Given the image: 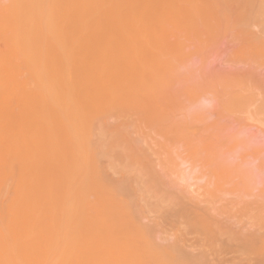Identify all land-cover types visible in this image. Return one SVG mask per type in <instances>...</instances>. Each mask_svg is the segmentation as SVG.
I'll list each match as a JSON object with an SVG mask.
<instances>
[{"label": "bare ground", "instance_id": "obj_1", "mask_svg": "<svg viewBox=\"0 0 264 264\" xmlns=\"http://www.w3.org/2000/svg\"><path fill=\"white\" fill-rule=\"evenodd\" d=\"M11 1H12L11 2L12 3L11 4L12 10L8 9L10 14L8 13L9 15L5 16L4 18L2 17L3 19H5L7 17L4 24H2V22L4 20L0 19V20H2V22L0 24V26H1L0 27V34L1 35L7 34L8 37L6 36L5 38H8V39L11 38L10 41H13L12 42L13 46H10V47H12L11 51L13 50L14 53H16L18 55H20V54L22 56L25 55L26 58H24V60L26 59V61H25L24 65H27L26 68H29L31 72L34 69L32 72L33 76H34L33 77L34 82L37 83L38 88H42V92L40 94H36V92H35L36 96H38L37 101H36L38 103L36 104L37 107L35 110L36 116L34 117L35 118V120H33L34 122L33 123L31 122L33 124L32 128H30V130H28V131L26 130L28 134L25 133V134L29 135V137L31 138L30 141L33 140L31 142L32 145H30L29 139L26 138L29 141V142L27 141L28 143H26V144H29L33 148L30 147L29 145L25 144L26 140H24L23 136H22L21 140H24V142L23 141H22L23 143L20 142L22 145L19 144V146H17V147L15 145H13L12 140L13 141L15 140L14 134L17 135L18 131H20L19 129H21V128H20V126L17 127L16 125L13 124L14 130H12L13 125L11 126L8 124L9 123L8 114L5 116V115H3L5 112L2 114V112L0 110V112H1V114H0V264H39L38 263V257H37L38 254L35 255L37 252L34 253V251H36V248L37 249L41 248V250H42V248L44 249V245H43V247H41L40 245L37 247V245L40 244V242H41L40 238H43V237H41L43 235H41V233H40L43 222L41 223L40 218L34 219L33 224H34V227L36 228V231H35V233H32V234L35 236L33 237L32 234L27 235V233H25L26 232L25 231V228H26V223H25V221H26L25 216L26 215L25 214H26V210H28L27 206H29V205H28V203H27V205H25V200H26L25 195L27 194L28 191L26 190L27 186L25 185L24 181H25V178H27L32 173L34 175H37V179H34V180L36 181V184H37L39 190L47 192L50 190V184L51 183L54 182V184L56 185L55 187L54 186L53 187L56 188L57 194H56V192H53V194H55L56 197H58V198H57V200L54 199L55 200L54 206L53 205H51V206H53L52 208H53L54 212L56 213L57 218L60 221H59L58 233L54 239L55 242L52 243V245L50 246V248L52 249V252H53L52 255L57 256V257H55L56 258L55 261H57L56 263L54 261L55 264H264V200H262L261 203L259 200V203H258V202H256V201H258L257 199L262 197V196L257 198V195H258L257 193H256L257 194L256 195V194H253L252 192L251 193L248 192V191L254 190L253 189L254 187L253 188L251 187L253 184V181H251L252 184L250 183L251 186L247 183L248 186H250V188H252L251 190L247 189L248 190L247 195L245 194L246 190H243L244 186H242V188L241 187L240 188L243 190V192H245V193H243L245 195L237 196L236 193L234 194L232 192V195H233V197H232L229 194V196L232 197L233 199H230L227 202L228 205L227 204L225 205L226 207L229 206L227 209V208H225L224 204H222V201H223L224 194L228 195V193H231V192H229V191H231V189L229 188V190H228V187L226 188V190L221 189V184H220V186H218V184H219L218 178H220L219 180L222 182V184H226V183L232 184V182L226 181L229 176L227 177L225 175L226 174L225 172L226 171L228 172V170L226 169V167L222 168V166H226V165H223L224 164L223 161L221 162V160L220 161L218 160L217 154L214 153L215 151H213V153L208 152L209 154H207V157L209 159L207 161H209L210 163L205 161L207 159L206 158L205 160L203 159L205 161V163H204V161L202 162V160H201V164L196 165V164L192 163V165H190L188 167L184 166L185 164L188 163V161H186L185 158L182 159L183 158L182 156H181L182 158H180L179 157L180 153L179 154L176 153L177 158H180V161H178V162L175 161V162H173L174 164H172V163L168 164V165H172V166L174 165L173 168L168 170V172H161L162 171L161 166H162L163 160L159 156H161L165 152V150L163 148H159L158 152H157V150L151 151L150 147H146L141 143L137 144L138 146L140 145L139 147H137V146L133 147L134 144L136 145V142L134 143L133 139L131 140V137L133 135L132 136L130 135L129 136L130 138L128 137L129 139L126 137L132 132V131H130L132 129H129V127L128 128L126 127L127 130L124 129L125 126H123L124 127L123 128L122 127L123 124H120L119 126L116 125L114 127L112 126L113 123L111 126H110V123H108L106 125L107 120H109V118L108 119L104 118L106 115L103 116V114H104L103 112H105V114H106V112L108 110L106 109V111H105L104 110L105 107L103 108V105L108 100H110L112 97H114L116 99L115 100L116 103L113 104V106H112V107H115V109L109 110L111 112L114 111L116 113L117 110H119V111L122 110V109H118V108L116 109V107H121V105H119V104H121V101L123 102L124 100H126V102H127V98L129 96H131L130 94L125 96L126 93H131L130 92L131 89H133V90L136 89L138 91L140 90L139 92H142L141 90H143L142 89L143 87L139 88V86H141L140 83L143 81L144 73L140 74V72L143 69L140 71L142 64L138 60V58L141 57L142 54L141 55L139 54L140 56L137 55L138 50H136V49H137L138 45H137V47H135L136 49L131 48V46H130V45H133V43L139 41L140 38H142L143 36L141 33L140 34L137 33V32H139V30H137L138 27L135 26L137 24V21H134L135 17L133 16L134 14H132V13L135 12L136 9L139 10L138 9L139 7L149 6L153 2V0H116V1L115 0H11ZM157 1H159V0H156V2ZM192 1H194V2H192ZM202 1L203 0H201V2ZM241 1H244V2H241ZM217 2H218V0H217ZM235 2H237V3H235ZM105 3L108 4L109 6L106 7L105 9H103V11L102 10L97 11L98 7L102 6ZM131 3H134L133 6L131 5ZM189 3H190V7L193 4L192 5L193 8H195V6L197 7L198 3H199V5L201 4L200 0H189ZM244 3H247V4L243 5ZM129 4H130V6H128ZM153 4L154 3H152V5ZM204 4L207 5V1L206 2L203 1L202 5H204ZM229 4H231V6L236 5L233 9L239 10L238 12L240 15L238 14V18L240 19V21L242 20L243 16L248 15L247 18L244 17L243 20L249 19V21H251V22L253 21L254 24L255 23H257V24L261 23L260 24L261 27L258 24L257 28L259 26L260 29L261 28L264 29V25H263L264 24V0H223V4L221 3V6H225V8H228ZM169 6H171V5H169ZM169 6H168V8H169ZM190 7H188V8L192 9V7L191 8ZM204 7H205V5L202 6V8H204ZM209 8H210V6H209ZM209 8L205 7L204 10L201 9L199 11L197 10V12L196 11L192 12L193 14L191 13L192 15H194V16L196 15L197 17H193L192 15H190L191 16L190 17L188 15L189 20L191 18V21H189V22L186 21L185 23H187V25H185L183 23V21L177 23V21H178L177 20L175 22L176 19L174 20V23L176 24V27H177V25H180L182 23L184 30L186 28H188V26H189V29L192 26L194 27V25L198 26L197 25V23H199L198 21L206 23L207 22V20H206L207 15H210L208 13L211 12V10ZM173 9L175 11L177 9L180 11H183V10H181V8H177V6H176V9L174 6H172V8H169V11H173ZM119 10H121V13L119 12ZM155 10H156V8H155ZM184 10L186 11L187 8ZM207 10H209V12ZM61 11H63L62 14H61ZM147 11L145 14L142 15L143 18L140 17L141 21H139V24H141V22L144 23L145 21L152 18L153 11L150 12V9H149V12H147ZM206 11H207V13H206ZM137 12L138 11H136L135 13H137ZM235 12H237V11H235ZM102 13L107 14V15H112L113 18L111 20H109L108 22L105 21V24H103V23L99 24L100 22L98 21V19L100 16H102L101 15ZM169 13H172V12H169ZM179 13L181 14L182 12H179ZM185 13H187V11ZM212 13H213V11L211 12V14ZM175 15H177V14H175ZM132 16L134 18H132ZM135 16H137V15L135 14ZM183 16L184 17H182V18L184 20L185 14ZM224 16H226V15H224ZM239 16H241L242 18H240ZM60 17H62L63 26L68 27V30L64 31V33H61L63 26L60 23L61 21L59 22ZM192 17H193V20H192ZM129 18L134 19L133 24H131L132 21L130 22ZM165 18H166V16H165ZM195 18H198V19H195ZM102 19H103V17H102ZM109 19H110V17H109ZM177 19H178V17H177ZM187 20H188V18H187ZM221 20H224V19H221ZM227 20L228 19H226L225 21L227 22ZM245 20L242 22L243 25H244ZM165 21H166V19H165ZM169 21L170 22H168V20H167V24L171 23V20H169ZM129 22H130V24H128ZM163 23H164V21H163ZM247 23H249V22L246 21L245 24L247 25ZM250 23L248 24V28L251 26V28L253 30V25H252L253 23H251V24ZM171 25H174V24L171 23ZM225 25H221V26L224 27ZM148 26H147V28H148ZM135 27H137V28L135 29ZM173 27L176 28L175 26H173ZM178 27L180 29H182L181 26H178ZM178 27L176 28V30L179 29ZM170 28H172V27H170ZM213 29H214V27H213ZM227 29L229 30V27ZM242 29H245V26ZM260 29H258V31ZM262 29H261L259 35H257V36L258 37L260 36L263 38L264 36L262 35V33L264 32V30H262ZM136 30H137V32H136V34H134V31H136ZM184 30H183V32H184ZM238 30H240V29H237V31ZM248 30L250 31V28ZM87 32L90 33L92 36L90 34H88ZM243 32H245V31H243ZM86 33L88 34V37L85 38L83 44L73 46V45H75L74 41L78 39V36L81 34L87 35ZM130 33L131 34L133 33L134 35L133 34L131 35ZM239 33H241V32H239ZM156 34L159 35V33H156ZM197 34H198V32H197ZM235 34H236V32H235ZM158 35H157V37H158ZM62 36H63V39H61ZM59 37H61L60 41L62 40V42H60L58 45L55 46L53 41H54V39H57ZM238 37H239V35L237 36V39H238ZM250 37H251V35H250ZM260 37H259V39H260ZM144 38H146V37L144 36ZM239 38L241 39V37H239ZM2 39H3V37H2ZM187 39L188 38H186V40ZM195 39H194V42H196ZM242 40H244V38H242ZM242 40L238 41V42H243ZM142 41H143V39H142ZM216 41H214V42H216ZM81 42H82V40H81ZM167 42H169V41H167ZM176 42H174V43H176ZM138 43L140 46V42H138ZM170 44H171V40H170ZM198 44H200V43L198 42ZM9 45H10V43H9ZM200 45L198 47H200ZM250 45H251V43H250ZM135 46H136V44H135ZM155 46H157V45H155ZM201 46H203V45H201ZM221 46H223V45L221 44ZM67 47L73 48L72 49L73 51L64 55L63 57L61 56L62 59L60 56L57 59L56 52L60 49L64 50ZM240 47L242 48L243 46L240 45L239 49H240ZM175 48H177V47H175ZM149 49L151 50V48H149ZM167 49H169V46H168V48H166V50ZM118 50H119V52H118L119 55H118V53L112 54V53H114V51L116 53V51H118ZM134 50H136V51H134ZM142 50L147 51L144 48ZM162 50H163V48H162ZM177 51H179V50L177 49ZM185 51H187V49ZM255 51L257 52V50H255ZM229 52H228V54H229ZM7 53L8 52L3 54L0 52V68L3 67L2 69H0V95L1 96H2L1 93H3L6 90L4 84L2 85V82L5 78V77L3 78V76L5 73L8 72V68H10V64L11 63L15 64V63H13L15 58L11 55H10L11 57L8 55L6 56ZM16 54L14 56H16ZM154 54H156V52H154ZM144 55H145V53H144ZM213 55H214V53H213ZM243 55H245V54H243ZM209 56H211V55H209ZM12 57H13V61L11 63H9L10 60H12ZM19 57L21 58V56H19ZM153 57H155V56L153 55ZM174 57H176V55ZM248 57H250V56H248ZM8 58L9 59L11 58L10 60H8L9 62L6 60ZM228 58L229 57L227 56V59ZM17 59H18V57H17ZM135 59H136V64H140L141 67H140V65L138 67L137 65L134 64ZM4 60L7 63V65H5L6 63L4 64ZM224 60L226 63V58ZM143 61L144 60H142V63H145ZM70 62H71V64H70ZM199 63H200V60H199ZM2 64H4V65H2ZM263 65L264 64H262V66ZM11 66H13V65H11ZM20 66H21V64H20ZM155 66H157V65H155ZM180 66H181V64H180ZM157 67H159V65ZM226 67H229V66H226ZM5 69H7V70H5ZM177 69H178V71L180 70L179 68H177ZM182 69L183 68H181V70ZM210 69H212V68H210ZM228 69H230V68H228ZM231 69L233 70V68H231ZM259 69H260V67H259ZM212 70H214V69H212ZM26 71H27V69H26ZM184 71L186 74L187 73L186 70H184ZM235 71H238V70H235ZM34 72H35V74H34ZM225 72H227V71H225ZM253 72H255V71H252V73ZM181 73H182V71H181ZM188 73H190V72L188 71ZM200 73L201 72H199L198 75H200ZM28 74H30V73H28ZM145 74H146V72H145ZM220 74H222V72ZM226 74H224V75H226ZM203 75L205 76L206 74H204V72H203ZM240 75L242 76V74H240ZM130 76H132V77L130 78ZM24 77H26V76H24ZM140 77H141V79H140ZM180 77L181 76H179V78ZM187 78H189V77H187ZM236 78H237V76L235 77V79ZM146 79H147V76H146L145 80ZM182 79H183V81L186 80V79L184 80V78H182ZM222 79H223V77H222ZM261 79L263 80V78H261ZM8 80H9V78H8ZM167 80L168 79H166V81ZM209 80H210V78H209ZM173 81H175V80H173ZM197 81H200L203 85L207 84L204 82L205 79H204V81L197 79ZM219 81H220V79H219ZM231 82H232V80H231ZM238 82L239 81H237V83ZM167 83H169V82H167ZM171 83H172V81H171ZM185 83L186 82H183V85ZM214 84H216V83H214ZM214 84H212V85H214ZM226 84H225V86H226ZM233 84H231V85H233ZM197 85H198V83H197ZM144 86H145V84H144ZM174 86L175 85L173 83V86L171 88H173ZM228 86L230 87V85H228ZM241 86H242V84H241ZM258 86H260V85H258ZM159 87H161V86H159ZM180 87H182V86H180ZM244 87H245V85H244ZM38 88L36 90H38ZM171 88H169V91ZM231 88H232V86H231ZM25 89H26V87H25ZM172 90L174 91V89H172ZM173 91H171V92H173ZM205 91H207V94H208L210 89L209 90L206 89ZM236 91H238V90L231 92L232 96H233L234 92L236 95ZM259 91H261V90H259ZM10 93H11V91H10ZM13 93H15V92H13ZM26 93H25L26 96H24V98L25 97L27 98L28 96H29L28 98L33 97V96L30 97V93H29V95ZM142 93H144V92H142ZM199 93H200V90H199ZM219 93H220V91H219ZM15 94H17V93H15ZM173 94H175V93H173ZM257 94H259V92ZM178 95H179V93H178ZM199 95H201V94H199ZM210 95H211L212 99L215 97V96L213 97L212 94H210ZM1 96H0V98H1ZM221 96H223V95H221ZM124 97H126V98L124 99ZM180 97H181V95H180ZM230 97H231V95H230ZM241 97H242V95H241ZM254 97H255V94H254ZM182 98H184V97H182ZM216 98H218V97H216ZM173 99H174V97H173ZM177 99H179L178 96H177ZM196 99H198L197 96H196ZM226 99L227 98L225 97L224 102H226ZM48 100H55V102H56L55 106H51V105L47 104V103H49ZM147 100L148 99L146 97L145 101H147ZM187 100H189V99H187ZM201 100H203V98ZM46 101H48V102H46ZM141 101H144V100H141ZM145 101L143 103H145ZM195 101L198 102L197 100H195ZM30 102L32 103V101H30ZM174 102H175V100H174ZM148 103L145 104V107L148 105ZM232 103L235 104V105L233 104V106H236L238 108V106L236 105L237 102L235 103V101H233ZM254 104L255 103H253L252 105H254ZM31 106H32L31 104H27V105L23 106V108H21V110L22 109L29 110L31 108H34V105L32 107ZM160 106H162V105H160ZM257 106L260 107L259 102H258ZM257 106H255V107H257ZM183 107L184 106H182V108ZM186 107L187 106L185 105V108ZM221 107L219 109H221ZM189 108H190V106H189ZM198 108H199V106H198ZM203 108L206 109L205 106ZM179 109H180V107H179ZM194 109H195V107H194ZM246 109H247V107H246ZM255 109H257V111L260 113L262 112V110H260L258 108H255ZM6 110H9V109H5V111ZM125 110L130 111V109H125ZM132 110H135V109H132ZM132 110H131V112H132ZM146 110H147V108H146ZM150 110H151V108H150ZM195 110H197V109H195ZM119 111H117V114L119 113ZM129 111H127V112H129ZM153 111H154V109H153ZM170 111H171V109H170ZM192 111H194V110H192ZM213 111H214V113H213V115H214L215 112L219 111V110H217L215 108V110H213ZM263 111H264V109H263ZM185 112H187V111H185ZM244 112H246V111L244 110ZM21 113H23V112H21ZM27 114H29V113H27ZM187 114H188V112H187ZM194 114H195V112H194ZM243 114L245 116V119H246V115H248V116L250 115L247 113H243ZM107 115H108V113H107ZM130 116H131V114H130ZM137 116H138V114H137ZM220 116H221V114H220ZM235 116H237V115H235ZM257 116L258 115H256V117ZM208 117H210V116H208ZM239 117H241V114L239 115ZM24 118H25V116H24ZM250 118H251V120H253L254 117L252 116ZM3 119H5V124L8 122L6 125L2 124ZM104 119H107V120H104ZM137 119L139 120V117ZM238 119L240 120V118H238ZM255 119L256 118H254V120ZM257 119H258V117H257ZM257 119H256V122L258 121ZM262 119H264V118H262ZM165 120L168 121V119H165ZM209 120H212V116H211V119H209ZM215 120H218V118ZM247 120H250V119H247ZM241 121H243V119ZM16 122H18V120ZM251 122L253 123L255 121H251ZM10 123H11V121H10ZM19 123L23 124V121H20ZM215 123H214V125H215ZM227 123H229V121ZM193 124L195 125L196 121ZM203 124H204V122H203ZM240 124H241V122H240ZM259 124H260V122H259ZM130 125L132 127V124H130ZM130 125H128V126H130ZM133 125L135 127V124H133ZM217 125H219V124H217ZM217 125H215V126H217ZM228 125H230V124H228ZM52 126H53V128H52ZM143 126L145 127V125H143ZM204 126H205V124H204ZM245 126H246V124H245ZM11 127H12V129H11ZM115 127L116 128L119 127V129H120V127H122L123 130L122 129L121 130L124 131L126 133V135L121 130L116 129ZM164 127H166V126L164 125ZM110 128H112V129L110 130ZM172 128H173V126H172ZM50 129L54 130L52 132L50 131L52 134L49 133ZM161 129H162V127H161ZM196 129H198V128H196ZM218 129L219 128H217V130ZM224 129H223V131H224ZM227 129L229 132L230 129L229 128H227ZM232 129H231V131L233 132ZM261 129H262V127H261ZM21 130H23V129H21ZM128 130L130 133L128 132ZM150 131H152V130H150ZM201 131H203V130H201ZM159 132L160 131L158 130V133ZM206 132L207 131L205 130V133ZM215 132H216V127H215ZM146 133H148V132H146ZM260 133H262V132H260ZM18 134L21 137L22 132L20 131ZM139 134H140V132H139ZM185 134H186V132H185ZM195 134H196V132H195ZM230 134L231 133H228V135L227 134H225V135H227L229 137ZM23 135H24V133H23ZM145 135H143V136H145ZM159 135H161V134H159ZM189 135H191V134H189ZM245 135H242V136L244 137ZM257 135H259V134H257ZM12 136H13V139H12ZM232 136H234L233 133H232ZM24 137H28V136L24 135ZM146 137H147V135H146ZM178 137H179V135H178ZM195 137H197V136H195ZM231 137H230V139H231ZM253 137H255V136H253ZM140 138L142 139V137H140ZM198 138H200V137L198 136ZM202 138L203 137H201V139ZM240 138H242V137H240ZM255 138L258 140V137H255ZM260 138H262V137H260ZM16 139H17V137H16ZM144 139H146V138H144ZM171 139H172V137H171ZM204 139L205 138H203V140ZM230 139H229V141H230ZM256 139H254V141ZM233 140H235V137H233ZM129 141H130V143H129ZM166 141H167V139H166ZM131 142H133L132 148H131ZM160 142H162V141H160ZM205 142H203V143H205ZM214 142H216V141H214ZM231 142H232V140L229 143H231ZM151 143H153V142H151ZM154 143H156V141ZM235 143H236V141H235ZM241 143H242V141H241ZM23 144H25L26 146H29L30 149L32 148V149L36 150V151L34 150V152H33L34 153V156L32 155L33 157H30L31 155H27L29 157H26V155L24 154L25 151L22 149L24 147ZM200 144H202L201 140H200ZM11 145H13L12 146L13 148L11 147ZM159 145H161V144H159ZM206 145L207 144H205L203 146L205 152L209 148ZM227 145H225V146H227ZM233 145H235V147H237L236 144H232V146ZM165 146H166V144H165ZM176 147H174V148H176ZM221 147L218 151L221 150ZM11 148H12V150H11ZM197 148L198 147H196V150H197ZM232 148H234V147H232ZM238 148H240V147H238ZM30 149H28V150H30ZM244 149L246 150L245 147H244ZM260 149H262V148H260ZM21 150H23V151H21ZM147 150H149V152L151 151V153H152L151 155H154L152 157L155 158V155H156L157 159L155 158L154 160H152V159L148 158L150 160V161H148L147 157H149V156L146 154V153H148ZM198 150H199V148H198ZM212 150H214V149L212 148ZM224 150L227 152V151H229V148L227 149V147H225ZM58 151L62 152L60 154H63L64 152L67 153L68 154V155H66L67 158L66 159L64 158L65 160L64 159L58 160L60 158V157H58V159L57 158H56V160L54 159L55 163L53 165L54 161L50 160V159H52L50 154L52 153V156H53V152H55L56 156H57V154H59ZM208 151H209V149H208ZM218 151H216V152H218ZM258 151L262 153V151H260V150H258ZM10 152H13L12 158L10 157ZM210 152H211V150H210ZM15 154L16 155L20 154V155L15 156ZM21 154H24V156H22ZM188 154H190V152ZM210 154H211V156H210ZM229 154H231V153H229ZM256 154H259V153L257 152ZM11 155H12V153H11ZM186 155L187 154H185V156ZM233 155H235V153ZM58 156H60V155H58ZM201 156H203V155H201ZM235 157H236V155H235ZM70 158H71V160H70ZM198 158H200V156ZM223 158H224V155H223ZM232 159H230V160H232ZM252 159H254V158H252ZM63 160H64V162H63ZM165 160H166V158H165ZM230 160H228V161H230ZM69 162L72 163L71 165H73V167L71 168V170L69 172L64 173L65 175H64V177H62V178H65L67 182L66 183L62 182L60 180L61 177L54 178V175L51 172V167L54 166L52 168L53 169L52 171L54 172V171H56V167L58 168L61 164L65 165ZM220 162H221V165H220ZM245 162H246V160H245ZM212 163H214V164H212ZM258 163H260V162H258ZM258 163H256V164H258ZM55 164H57V165H55ZM208 164L216 165L219 170L222 169L221 171L224 170L223 172L225 173L224 174L223 172H218V169H217L216 173L213 172L212 174H210L211 177L216 178V183L218 182L217 184L215 183L218 186V188L214 187L215 189L213 191H210L211 189H208L211 186H213V185H211L212 183H210V182H212L211 181L212 179H210L211 177H209V175H207L208 173H206L204 171L202 173H200L199 176H197L196 182L190 183L188 181V180L192 179V178L191 179L189 178V177H191L189 175L190 171L196 169L197 166L204 167L205 165H208ZM233 164H234V162H233ZM182 165L185 168L183 167L184 169L181 168L182 170L180 169L178 171V167H181ZM242 165H244V164H242ZM216 166L214 168H216ZM230 166H231V163H230ZM262 166H264V165H262ZM165 167H163V168H165ZM158 168L160 169V172L158 171ZM210 168H212V167H210ZM239 170H241V169H239ZM252 170H253V168H252ZM255 171H256V169H255ZM255 171H254V173H255ZM209 173H210V171H209ZM219 173H221V174H219ZM244 173H245V171H244ZM251 173H252V171H251ZM186 174L188 176H187V178L185 176V179H187V181L189 183L186 181L187 184L186 183L185 184L187 186L186 187L184 186L183 188H181L180 186H178V182H176V181H181V183H182V179L185 181L184 175H186ZM222 174H224V177H226L227 179L224 178L222 176ZM263 175L264 174H261V176H263ZM172 176H176L177 180L175 181L173 178H171ZM205 178H206V180H205ZM221 178L225 181H222ZM242 178H244V177H242ZM250 178L252 179V177H250ZM184 181H183V183H184ZM199 181H204L206 183L204 186H202V185H199V183H198ZM255 181H256V179H255ZM36 184H34V186ZM201 184H202V182H201ZM213 184H214V182H213ZM247 184L245 185L246 186L245 189L248 187ZM31 186H32V184H31ZM37 186H35V190H37L36 189ZM257 188H259V187H257ZM260 188H262V186H260ZM28 190H31V189L29 188ZM233 191H235V190H233ZM262 192H264V188L261 191V193ZM37 194H38V192H37ZM42 196L43 197H41V195H37V197H36V195H35L36 198L33 197L34 198L33 201H35V203L39 202L40 204H42L43 202H45L43 200L47 199V198L46 199H44V198L48 197V196H44V195H42ZM92 198L94 199V201L96 202L97 205L94 204V201ZM254 199H256L255 202L257 204L254 202ZM31 201H32V199H31ZM91 202H93V203H91ZM90 203H91V205H90ZM246 203H247V205H246ZM252 203L255 206H253ZM46 204H48V203H46ZM43 205L45 206L44 203H43ZM49 205H46L45 207H38L37 206L38 209H36V208L35 209L41 211V212H39V215H41L42 212L50 209ZM248 205L249 206L252 205V206L249 207ZM242 207H244V208L246 207L245 209H247L249 211V212H247L248 213L247 219L251 218L250 220H248L245 223H243V220L242 221L239 220L240 216L238 217L236 215L237 213H239V211L241 209L244 210V208H242ZM236 210H237V212L235 214ZM246 211L244 210V212H246ZM241 212H242V210H241ZM43 216H45V215L43 214ZM43 219H45V218L43 217ZM48 219H50V218H47V221H48ZM247 219L245 216V220H247ZM240 222H242L243 224ZM44 224H45V222H44ZM48 224L49 223H47L46 225L48 226ZM28 225H30V223ZM28 225H27L28 229L31 228ZM51 233H53V231ZM85 242H87V245H85ZM41 244H42V242H41ZM44 244H45V242H44ZM54 246H55V248L59 247L57 249L59 251H57V252L54 251V249H53ZM38 250H40V249H38ZM46 250L48 251V246L46 247ZM46 253H48V252H46ZM40 254H41V252H40ZM42 254H43V252H42ZM96 256H97V258H96ZM57 258H58V260H57Z\"/></svg>", "mask_w": 264, "mask_h": 264}, {"label": "rangeland", "instance_id": "obj_2", "mask_svg": "<svg viewBox=\"0 0 264 264\" xmlns=\"http://www.w3.org/2000/svg\"><path fill=\"white\" fill-rule=\"evenodd\" d=\"M116 1V0H115ZM203 1H207V5L206 4H204L205 5V7L206 8H209V6H210V10H211V12L213 11V13L211 14V12L210 13H208V14H210V15H207V18H206V20H207V22L206 23H204V22H200V21H198L199 23H197V25L198 26H196V25H194V27L192 26L190 29H189V26H188V28H186L185 30L183 29V26H182V23L180 24V25H177V27L178 26H181L182 27V29H180L179 27V29L178 30H176V24L174 23V20H175V22L177 21V23L178 22H182L183 21V23L185 24V25H187V23H185L186 21L187 22H189V21H191V18H190V20H189V17H188V15L190 16V15H192L193 13L192 12H194V11H196L197 12V10L199 11V10H201V9H203L204 10V8H202V6H204V5H202V3H203ZM202 2H201V0H200V5H199V3H198V6L196 7L195 6V8H193L192 7V5H191V7H192V9H189L188 7H190V3H189V0H159V1H157L156 2V0L154 1L153 0V2L152 3H154L153 5H152V3L149 5V6H144V7H139L138 9L139 10H135V12L136 11H138L137 13H135V12H133L132 14H134L133 16L135 17H133L132 16V18H134V19H131V18H129V21L131 22V24H133L134 23V21H137V24L135 25V26H137V27H135V29L137 28V30H139V32H137V30L136 31H134V34H136V32L138 33V34H142V38H140V40L139 41H137V42H135V43H133V45H130L131 46V48H135V47H137V45H138V47H137V49L136 50H138V53H137V55H141V57H137L138 58V60L141 62V64H142V67H141V65L140 64H136V59L134 60L135 62H134V64L135 65H137L138 67H139V65H140V74H143L144 73V78H143V81L140 83L141 84V86H139V88L140 87H143L142 89L143 90H141L142 92H144V93H142V92H139L138 90H136V89H131V93H126L125 94V96H127V95H131V96H129L128 98H127V102H126V100H124L123 102L121 101V104H119V105H121V107H116V109L118 108V109H122V110H117V111H119V113L117 114V111H116V113L114 112V111H109V110H111V109H115V107H112L113 106V104H115L116 102H115V98L114 97H112L110 100H108L104 105H103V108H104V110L106 111V109L108 110L107 112H106V114H105V112H103L104 114H103V116H105L104 118H109V120H107V119H104V120H107V123H106V125L108 124V123H110V126L112 125V123H113V127L114 126H119L120 124H123L122 125V127L123 126H125V128L124 129H126V127L128 128L129 127V129H132V130H130V131H132L131 133L129 132V130H128V132L130 133H128L129 135L128 136H126L127 138L131 135H133L132 137H131V140L133 139V142L135 143L136 142V145L134 144H132L133 142H131V148H132V145H133V147L134 146H137V147H139L137 144H139V143H141V144H143L144 146H146V147H150L151 148V151L152 150H157V152H158V149L159 148H163L164 150H165V152L161 155V156H159L160 158H162V160L164 161H162V166L163 167H165V168H163L162 166H161V168H162V171L161 172H168V170L169 169H171V168H173V166L172 165H168V164H174L173 162H178V161H180V158H182V159H184L185 158V160L186 161H188V163L187 164H185L184 166L185 167H188V166H190V165H192V163H194V164H196V165H199V164H201V160H202V162L205 160V161H207V160H209L208 159V157H207V154H209V153H213V151H215L214 153L215 154H217V158H218V160L220 161L221 160V162L223 161L224 162V164L223 165H226V166H222V168L223 167H226V169L228 170V172L226 171L225 173L223 172V171H221V170H219L218 168H217V166L216 165H212V164H214V163H212V164H208V165H205L204 167H199V166H197V168L196 169H194V170H192V171H190V173H189V175L191 176V177H189L191 180H188L190 183L192 182H196V178H197V176H199L200 175V173H202L203 171L204 172H206V173H208L207 175H209V177H211V175L210 174H212L213 172L214 173H216V170L218 169V172H223L227 177H228V179L226 178V177H224V174H222V176L224 177V178H226L227 180L226 181H228V182H232V184L231 183H226V184H222V182L219 180L220 178H218V182H219V184H218V186H220V184H221V189H224V190H226V188L228 187V190H229V188L231 189V191H229V192H231V193H228V195L227 194H224V197H223V201H222V204H224V206L227 204V202L230 200V199H233L232 197H233V195H232V192L235 194L236 193V195L237 196H243V195H247L248 194V192L249 193H253V194H256L257 195V198L258 197H260V196H262V197H260V198H256L258 201H256V202H258L259 203V200H260V203H261V201L262 200H264V192H262L261 193V191L263 190V188H264V175L263 176H261V174H264V166H262V165H264V119H262V118H264V111H263V107H264V65L262 66V64H264V37L262 38V37H260V39H259V37L257 36V35H259V33H260V31H261V29L259 28V26H260V24L261 23H258L259 24V26H258V28H257V23H253V21L251 22V21H249V19L247 20H245V22L247 21V22H251V23H253L252 25H253V30H252V28H251V26L249 27L250 28V31L248 30L249 28H248V24L249 23H247V25L245 24V22H244V25L242 24V22L244 21L243 20V18L244 17H246L247 18V16H243V18L241 17V16H239L240 18H242V20L240 21V19L238 18V14H239V10H234L233 8L236 6H231V4H229L228 5V8H225V6H221V3L223 4V0H218V2H217V0H203ZM209 1V2H208ZM12 1L11 0H0V19H2V20H4L3 22H2V20H0V24H1V22H2V24H4V22L6 21V18L5 19H3L5 16H7V15H9L10 13H9V10L11 9L12 10V7H11V3ZM159 2V3H158ZM166 2V3H165ZM191 2V1H190ZM192 2H194V1H192ZM241 2H244V1H241ZM158 3V4H157ZM180 3V4H179ZM186 3V4H185ZM235 3H237V2H235ZM133 4L134 3H131V5L133 6ZM174 4V5H173ZM185 4V5H184ZM209 4V5H208ZM218 4V5H217ZM245 4H247V3H244L243 5H245ZM160 5V6H159ZM163 5V6H162ZM169 5H171V6H169ZM180 5V6H179ZM215 5V6H214ZM220 5V6H219ZM109 5L108 4H103L102 6H99L98 7V9H97V11H103V9H105L106 7H108ZM128 6H130V4L128 5ZM168 6H169V8H172V6H174L175 7V9H176V6H177V8H181V10H183V11H180V10H174L173 9V11H169V8H168ZM186 6V7H185ZM218 6V7H217ZM2 7V8H1ZM6 7V8H5ZM190 7V8H191ZM100 8V9H99ZM148 8V9H147ZM155 8H156V10H155ZM163 8V9H162ZM168 8V9H167ZM186 9L187 8V13H185L186 11L184 10V9ZM231 8V9H230ZM6 9V10H5ZM9 9V10H8ZM149 9H150V12H152L153 11V15H152V18H150L149 20H147V21H145L144 23H142L141 22V24H139V21H141V18L140 17H142V15L143 14H145L146 13V11L147 12H149ZM153 9V10H152ZM215 9V10H214ZM8 10V11H7ZM191 10V11H190ZM159 11V12H158ZM174 12L173 14L172 13H169V12ZM185 11V12H184ZM208 12H209V10H207ZM207 11H206V13H207ZM235 11H237V12H235ZM119 12L121 13V10H119ZM178 12V13H177ZM179 12H182L181 14L179 13ZM221 14H220V13ZM229 12V13H228ZM9 13V14H8ZM63 13V11H61V14ZM142 13V14H141ZM192 13V14H191ZM241 13V12H240ZM60 14V15H61ZM135 14L137 15V16H135ZM150 14V13H149ZM171 14V15H170ZM175 14H177V15H175ZM185 14V18H184V20H183V18L182 17H184L183 15ZM187 14V15H186ZM102 16H100L99 17V19H98V21L100 22L99 24H105V21L106 22H108L109 20H111L112 18H113V16L112 15H107V14H101ZM169 15V16H168ZM180 15V16H179ZM220 15V16H219ZM224 15H226V16H224ZM240 15V14H239ZM139 16V17H138ZM165 16H166V18H165ZM193 17H197L196 15L194 16V15H192ZM3 17V18H2ZM102 17H103V19H102ZM109 17H110V19H109ZM137 17V18H136ZM166 19V21H165V19ZM169 17V18H168ZM177 17H178V19H177ZM188 18V20H187V18ZM191 17V16H190ZM193 17H192V20H193ZM217 17V18H216ZM223 17V18H222ZM226 17V18H225ZM230 19H229V18ZM140 18V19H139ZM143 18V17H142ZM158 18V19H157ZM163 18V19H162ZM168 18V19H167ZM171 18V19H170ZM216 18V19H215ZM233 18V19H232ZM249 18V17H248ZM106 19V20H105ZM131 19V20H130ZM195 19H198V18H195ZM219 19V20H218ZM221 19H224V20H221ZM226 19H228L227 20V22L225 21ZM239 19V20H238ZM134 20V21H133ZM167 20H168V22H170L169 20H171V23H173L174 25H171V23L170 24H167ZM181 20V21H180ZM211 20V21H210ZM61 21V22H60ZM103 21V22H102ZM163 21H164V23H163ZM195 21V20H194ZM224 21V22H223ZM59 22L62 24V26H63V21H62V17H60V19H59ZM130 22L128 23V24H130ZM148 22V23H147ZM152 22V23H151ZM161 22V23H160ZM216 22V23H215ZM223 22V23H222ZM230 24H229V23ZM156 23V24H155ZM193 23V22H192ZM213 23V24H212ZM250 23V24H251ZM145 24V25H144ZM150 24V25H149ZM159 24V25H158ZM183 24V25H184ZM203 24V25H202ZM210 24V25H209ZM226 24V25H225ZM234 24V25H233ZM238 24V25H237ZM241 24V25H240ZM140 25V26H139ZM149 25V26H148ZM158 25V26H157ZM171 25V26H170ZM212 25V26H211ZM215 25V26H214ZM221 25H225L224 27L223 26H221ZM230 25V26H229ZM264 25V24H263ZM147 26H148V28H147ZM154 26V27H153ZM173 26H175L176 28H174ZM196 26V27H195ZM217 26V27H216ZM236 26V27H235ZM245 26V29H242L243 27ZM1 27V26H0ZM144 27V28H143ZM165 27V28H164ZM170 27H172V28H170ZM210 29H209V28ZM213 27H214V29H213ZM229 27V30L227 29ZM242 27V28H241ZM261 27V26H260ZM64 28V29H63ZM170 28V29H169ZM225 28V29H224ZM147 29V30H146ZM151 29V30H150ZM216 29V30H215ZM221 29V30H220ZM237 29H240V30H238L237 31ZM242 29V30H241ZM258 29H260L259 31H258ZM66 30H68V27H65V26H63L62 27V30H61V33H64V31H66ZM141 30V31H140ZM144 30V31H143ZM153 30V31H152ZM183 30H184V32H183ZM197 30V31H196ZM206 30V31H205ZM223 30V31H222ZM234 30V31H233ZM262 30H264V29H262ZM182 31V32H181ZM211 31V32H210ZM229 31V32H228ZM243 31H245V32H243ZM86 32V31H85ZM144 34H143V33ZM159 33V35L158 34H156V33ZM174 34H173V33ZM177 32V33H176ZM188 32V33H187ZM193 32V33H192ZM197 32H198V34H197ZM213 32V33H212ZM235 32H236V34H235ZM239 32H241V33H239ZM247 32V33H246ZM256 32V33H255ZM88 33V32H87ZM86 33V34H87ZM152 33V34H151ZM161 33V34H160ZM166 33V34H165ZM185 33V34H184ZM197 35H196V34ZM246 33V34H245ZM255 33V34H254ZM88 34H90V33H88ZM88 34L87 35H85V34H81V35H79L78 36V39L77 40H75L74 41V44L75 45H73V46H76V45H80V44H83V42H84V40H85V38L86 37H88ZM131 34V33H130ZM133 34V33H132ZM131 34V35H132ZM133 34V35H134ZM137 34V35H138ZM233 34V35H232ZM239 35V37H241V39L238 37V39H237V36ZM91 35V34H90ZM150 35V36H149ZM155 35V36H154ZM157 35H158V37H157ZM177 35V36H176ZM179 35V36H178ZM200 35V36H199ZM207 35V36H206ZM220 37H219V36ZM225 35V36H224ZM250 35H251V37H250ZM256 35V36H255ZM262 35L264 36V32L262 33ZM7 36V34H3V35H1L0 34V52L1 53H3V54H5L6 52H8L7 54H6V56L8 55V56H13L15 59H14V62L13 63H15V64H12L11 62L13 61V57H12V60H10L9 58L8 59H6L7 61L8 60H10V62L9 63H11L10 64V68H8V72L7 73H5L4 74V76H3V78L5 77H7L6 79L4 78V80H3V82H2V85L4 84V86H5V91L3 92V93H1L2 94V96H1V98H0V110H1V112H2V114L3 115H7L8 114V121H9V125H16L17 127H19L20 126V128L21 129H23V130H21V129H19L21 132H22V135H21V137H20V135L18 134L20 131H18V133H17V135L16 134H14L15 136V142L12 140V142H13V145H15L16 147L17 146H19V144H21V143H23L24 142V140H26V142H25V144L26 143H28L29 141H30V137H29V135H27L28 133H27V131L28 130H30V128H32V123L34 122L33 120H35V116H36V107H37V103L38 102H36L37 101V97L38 96H36V94H40L41 92H42V88H38L37 87V83H35L34 82V76H33V70H32V72L30 71V69L29 68H26V66L27 65H24L25 64V61H26V59L24 60V58H26L25 57V55L24 56H22L21 54L20 55H18V54H16V53H14V51L12 50L11 51V48L12 47H10V46H13L12 45V42L13 41H10L11 40V38L10 39H8V38H5ZM92 36V35H91ZM129 36V35H128ZM144 36L146 37V38H144ZM189 36V37H188ZM192 36V37H191ZM218 36V37H217ZM223 36V37H222ZM228 36V37H227ZM2 37H3V39H2ZM8 37V36H7ZM80 37V38H79ZM131 37V36H130ZM149 37V38H148ZM151 37V38H150ZM164 37V38H163ZM180 37V38H179ZM184 37V38H183ZM60 38L61 37H59V38H57V39H54V41H53V43H54V45L56 46V45H58L60 42H62V40L60 41ZM148 38V39H147ZM159 40H158V39ZM186 38H188L187 40H186ZM196 38V39H195ZM198 38V39H197ZM204 38V39H203ZM242 38H244V40H242ZM255 38V39H254ZM7 39V40H6ZM61 39H63V36H62V38ZM82 40V42H81V40ZM142 39H143V41H142ZM154 39V40H153ZM181 39V40H180ZM194 39L196 40V42H194ZM228 39V40H227ZM254 39V40H253ZM6 40V41H5ZM9 40V41H8ZM59 40V41H58ZM157 40V41H156ZM170 40H171V44H170ZM186 40V41H185ZM190 40V41H189ZM217 40V41H216ZM243 41V42H238V41ZM259 42H258V41ZM161 41V42H160ZM167 41H169V42H167ZM177 41V42H176ZM214 41H216V42H214ZM226 43H224V42ZM228 41V42H227ZM80 42V43H79ZM138 42H140V46H139V43ZM146 42V43H145ZM156 42V43H155ZM168 44H167V43ZM174 42H176V43H174ZM181 42V43H180ZM185 42V43H184ZM198 42L201 44V45H203V46H201L200 44H198ZM234 42V43H233ZM238 42V43H237ZM3 43V44H2ZM9 43H10V45H9ZM143 43V44H142ZM146 45H145V44ZM148 43V44H147ZM161 43V44H160ZM166 43V44H165ZM218 43V44H217ZM224 43V44H223ZM242 43V44H241ZM250 43H251V45H250ZM135 44H136V46H135ZM177 44V45H176ZM193 44V45H192ZM195 44V45H194ZM215 44V45H214ZM221 44L223 45V46H221ZM8 45V46H7ZM155 45H157V46H154ZM159 45V46H158ZM200 45V47H198ZM238 45V46H237ZM243 46L242 48L240 47V49H239V46ZM263 45V46H262ZM143 46V47H142ZM168 46H169V49H167L166 50V48H168ZM194 48H193V47ZM8 47V48H7ZM10 47V48H9ZM151 48V50L149 49V48ZM163 48V50H162V48ZM175 47H177V48H175ZM180 47V48H179ZM189 47V48H188ZM231 47V48H230ZM245 47V48H244ZM251 47V48H250ZM6 48V49H5ZM71 47H67V48H65L64 50L63 49H60V50H58L57 52H56V57H57V59H58V57L60 56H64V55H66V54H68V53H70V52H72L73 50V48H71ZM139 48V49H138ZM146 49L147 51H145V50H142V49ZM158 48V49H157ZM174 48V49H173ZM191 48V49H190ZM207 48V49H206ZM228 48V49H227ZM254 48V49H253ZM10 49V50H9ZM161 49V50H160ZM177 49L179 50V51H177ZM187 49V51H185ZM242 49V50H241ZM247 49V50H246ZM249 49V50H248ZM2 50V51H1ZM69 50V51H68ZM136 50H134V51H136ZM142 50V51H141ZM156 50V51H155ZM158 50V51H157ZM201 50V51H200ZM209 52H208V51ZM238 50V51H237ZM255 50H257V52L255 51ZM11 51V52H10ZM68 51V52H67ZM141 51V52H140ZM144 51V52H143ZM230 51V52H229ZM232 51V52H231ZM13 52V53H12ZM119 52V50L118 51H116V53H115V51H114V53H112V54H117ZM154 52H156V54H154ZM186 52V53H185ZM214 53V55H213V53ZM228 52H229V54H228ZM234 52V53H233ZM251 52V53H250ZM261 52V53H260ZM58 53V54H57ZM144 53H145V55H144ZM147 53V54H146ZM162 53V54H161ZM168 53V54H167ZM182 53V54H181ZM200 53V54H199ZM208 53V54H207ZM245 54V55H243V54ZM257 53V54H256ZM16 54V56H14ZM159 54V55H158ZM166 54V55H165ZM199 54V55H198ZM233 54V55H232ZM118 55H119V53H118ZM139 55V56H140ZM152 55V56H151ZM153 55L155 56V57H153ZM176 55V57H174ZM209 55H211V56H209ZM238 55V56H237ZM252 55V56H251ZM257 55V56H256ZM10 56V57H11ZM19 56H21V58L19 57ZM162 56V57H161ZM181 56V57H180ZM215 56V57H214ZM227 56L229 57L228 59H227ZM236 56V57H235ZM241 56V57H240ZM248 56H250V57H248ZM17 57H18V59H17ZM55 57V58H56ZM62 57H61V59H62ZM165 57V58H164ZM187 57V58H186ZM244 57V58H243ZM253 59H252V58ZM192 58V59H191ZM211 58V59H210ZM226 58V63H225V59ZM17 59V60H16ZM74 59V58H73ZM147 59V60H146ZM150 59V60H149ZM156 59V60H155ZM186 59V60H185ZM194 59V60H193ZM230 59V60H229ZM239 59V60H238ZM256 59V60H255ZM263 59V60H262ZM16 60V61H15ZM24 60V61H23ZM142 60H144L143 62H145V63H142ZM155 60V61H154ZM164 60V61H163ZM191 60V61H190ZM197 60V61H196ZM199 60H200V63H199ZM244 60V61H243ZM253 60V61H252ZM148 61V62H147ZM166 61V62H165ZM176 63H175V62ZM188 61V62H187ZM195 61V62H194ZM249 61V62H248ZM252 61V62H251ZM139 62V63H140ZM152 62V63H151ZM157 62V63H156ZM163 62V63H162ZM194 62V63H193ZM247 64H246V63ZM3 63V62H2ZM6 62H5V60H4V64H5ZM150 63V64H149ZM159 63V64H158ZM172 63V64H171ZM186 63V64H185ZM4 64H2V65H4ZM20 64H21V66H20ZM70 64H71V62H70ZM169 64V65H168ZM177 64V65H176ZM179 64V65H178ZM180 64H181V66H180ZM192 64V65H191ZM200 64V65H199ZM5 65H7V63L5 64ZM11 65H13V66H11ZM146 65V66H145ZM155 65H159V67H157V66H155ZM191 65V66H190ZM205 65V66H204ZM209 65V66H208ZM237 65V66H236ZM247 65V66H246ZM136 66V67H137ZM178 66V67H177ZM185 66V67H184ZM194 66V67H193ZM213 66V67H212ZM215 66V67H214ZM226 66H229V67H226ZM245 66V67H244ZM206 67V68H205ZM225 67V68H224ZM247 67V68H246ZM259 67H260V69H259ZM3 68V67H2ZM2 68H0V69H2ZM148 68V69H147ZM161 68V69H160ZM177 68H179L180 70L178 71V69ZM181 68H183L182 70H181ZM197 68V69H196ZM201 68V69H200ZM209 68V69H208ZM210 68H212V69H214V70H212V69H210ZM228 68H230V69H228ZM231 68H233V70L231 69ZM246 68V69H245ZM24 69V70H23ZM26 69H27V71H26ZM204 69V70H203ZM221 69V70H220ZM254 69V70H253ZM5 70H7V69H5ZM24 72H22V71ZM177 70V71H176ZM184 70H186V74H185V71ZM199 70V71H198ZM235 70H238V71H235ZM15 71V72H14ZM29 71V72H28ZM36 71V70H35ZM148 71V72H147ZM172 71V72H171ZM181 71H182V73H181ZM184 71V72H183ZM188 71L190 72V73H188ZM198 71V72H197ZM211 71V72H210ZM225 71H227V72H225ZM242 71V72H241ZM252 71H255V72H253L252 73ZM30 73V74H28V73ZM145 72H146V74H145ZM175 72V73H174ZM177 72V73H176ZM199 72H201L200 73V75H198V73ZM203 72H204V74H206L205 76L203 75ZM218 72V73H217ZM222 72V74H220ZM258 72V73H257ZM152 73V74H151ZM227 73V74H226ZM257 73V74H256ZM260 73V74H259ZM26 74V75H25ZM34 74H35V72H34ZM178 74V75H177ZM195 74V75H194ZM219 74V75H218ZM224 74H226V75H224ZM232 74V75H231ZM236 74V75H235ZM240 74H242V76L240 75ZM12 75V76H11ZM173 75V76H172ZM177 75V76H176ZM187 75V76H186ZM189 75V76H188ZM192 75V76H191ZM198 75V76H197ZM250 75V76H249ZM18 76V77H17ZM20 76V77H19ZM24 76H26V77H24ZM31 76V77H30ZM146 76H147V79L145 80V78H146ZM171 76V77H170ZM179 76H181L180 78H179ZM227 76V77H226ZM237 76V78L235 79V77ZM244 76V77H243ZM23 77V78H22ZM28 77V78H27ZM132 76H130V78H131ZM187 77H189V78H187ZM222 77H223V79H222ZM240 77V78H239ZM243 77V78H242ZM253 77V78H252ZM8 78H9V80H8ZM22 78V79H21ZM32 78V79H31ZM171 78V79H170ZM179 78V79H178ZM182 78H184V80L185 81H183V79ZM191 78V79H190ZM200 78V79H199ZM209 78H210V80H209ZM261 78H263V80L261 79ZM14 79V80H13ZM28 79V80H27ZM140 79H141V77H140ZM166 79H168L167 81H166ZM197 79L198 80H203L204 81V79H205V83H207V84H202L200 81H197ZM218 79V80H217ZM219 79H220V81H219ZM242 79V80H241ZM159 80V81H158ZM163 80V81H162ZM170 80V81H169ZM173 80H175V81H173ZM179 80V81H178ZM195 80V81H194ZM207 80V81H206ZM229 80V81H228ZM231 80H232V82H231ZM33 81V82H32ZM141 81V80H140ZM150 81V82H149ZM154 81V82H153ZM166 81V82H165ZM171 81H172V83H171ZM209 81V82H208ZM211 81V82H210ZM226 81V82H225ZM234 81V82H233ZM237 81H239L238 83H237ZM253 81V82H252ZM260 81V82H259ZM32 82V83H31ZM167 82H169V83H167ZM183 82H186L184 85H183ZM188 82V83H187ZM203 82V83H204ZM224 82V83H223ZM242 82V83H241ZM256 84H255V83ZM7 83V84H6ZM160 83V84H159ZM173 83H174V87L173 88H171L172 86H173ZM182 83V84H181ZM197 83H198V85H197ZM214 83H216V84H214ZM227 83V84H226ZM234 83V84H233ZM260 83V84H259ZM15 84V85H14ZM144 84H145V86H144ZM168 84V85H167ZM171 84V85H170ZM212 84H214V85H212ZM225 84H226V86H225ZM231 84H233V85H231ZM241 84H242V86H241ZM252 84V85H251ZM260 85V86H258V85ZM7 85V86H6ZM32 85V86H31ZM168 87H167V86ZM202 85V86H201ZM228 85H230V87L228 86ZM244 85H245V87H244ZM257 85V86H256ZM263 85V86H262ZM20 86V87H19ZM159 86H161V87H159ZM180 86H182V87H180ZM184 86V87H183ZM188 86V87H187ZM195 86V87H194ZM205 86V87H204ZM216 86V87H215ZM221 88H220V87ZM231 86H232V88H231ZM23 87V88H22ZM25 87H26V89H25ZM152 87V88H151ZM178 87V88H177ZM187 87V88H186ZM194 87V88H193ZM218 87V88H217ZM225 87V88H224ZM235 87V88H234ZM238 87V88H237ZM254 87V88H253ZM257 87V88H256ZM10 88V89H9ZM15 88V89H14ZM21 88V89H20ZM38 88V90H36ZM169 88H171L170 89V91H169ZM203 88V89H202ZM244 88V89H243ZM252 88V89H251ZM256 88V89H255ZM263 88V89H262ZM40 89V90H39ZM138 89V88H137ZM172 89H174V91L172 90ZM183 91H182V90ZM191 89V90H190ZM194 89V90H193ZM209 90L210 89V91L208 92V94L210 93V94H212V96L214 97L213 99H212V97H211V95L209 94H207V91H205V90ZM215 89V90H214ZM218 89V90H217ZM229 89V90H228ZM240 89V90H239ZM13 90V91H12ZM26 90V91H25ZM29 90V91H28ZM165 92H164V91ZM199 90H200V93H199ZM228 90V91H227ZM235 90H238V91H236V95H235V92L233 93V96H232V91H235ZM259 90H261V91H259ZM10 91H11V93H10ZM19 91V92H18ZM171 91H173V92H171ZM177 91V92H176ZM179 91V92H178ZM194 91V92H193ZM214 91V92H213ZM219 91H220V93H219ZM242 93H241V92ZM13 92H15V93H17V94H15V93H13ZM27 92V93H26ZM35 92H36V94H35ZM167 92V93H166ZM182 92V93H181ZM188 92V93H187ZM197 92V93H196ZM222 92V93H221ZM225 92V93H224ZM229 92V93H228ZM256 92V93H255ZM259 92V94H257ZM23 95H22V94ZM25 93L26 94H28L29 95V93H30V97L31 96H33L32 98H24V96H26L25 95ZM156 93V94H155ZM159 93V94H158ZM173 93H175V94H173ZM178 93H179V95H178ZM193 93V94H192ZM201 94V95H199V94ZM216 93V94H215ZM240 93V94H239ZM245 93V94H244ZM255 94V97H254V94ZM34 94V95H33ZM155 94V95H154ZM164 96H163V95ZM172 94V95H171ZM177 94V95H176ZM218 94V95H217ZM231 95V97H230V95ZM251 94V95H250ZM144 95V96H143ZM180 95H181V97H180ZM221 95H223V96H221ZM241 95H242V97H241ZM161 96V97H160ZM177 96H178V98L179 99H177ZM196 96H197V98L198 99H196ZM201 96V97H200ZM211 98H210V97ZM259 96V97H258ZM139 99H138V98ZM146 97H147V101H145V99H146ZM151 97V98H150ZM173 97H174V99H173ZM182 97H184V98H182ZM186 97V98H185ZM216 97H218V98H216ZM225 97L228 99H226V102H224L225 101ZM233 97V98H232ZM241 97V98H240ZM35 98V99H34ZM126 97H124V99H125ZM154 98V99H153ZM194 98V99H193ZM203 98V100H201ZM29 99V100H28ZM159 99V100H158ZM173 99V100H172ZM181 99V100H180ZM187 99H189V100H187ZM234 99V100H233ZM113 100V101H112ZM136 100V101H135ZM141 100H144L145 101V103H143L144 101H141ZM163 100V101H162ZM174 100H175V102H174ZM185 100V101H184ZM195 100H197L198 102H196ZM214 100V101H213ZM237 100V101H236ZM252 100V101H251ZM256 100V101H255ZM15 101V102H14ZM28 101V102H27ZM30 101H32V103L30 102ZM49 101V103H47V104H49V105H51V106H55V100H48ZM48 101H46V102H48ZM150 101V102H149ZM191 101V102H190ZM223 101V102H222ZM233 101H235V103H236V105L238 106V108L236 107V106H233V104L234 103H232ZM27 102V103H26ZM110 102V103H109ZM141 104H140V103ZM149 102V103H148ZM167 102V103H166ZM174 102V103H173ZM186 102V103H185ZM193 102V103H192ZM202 102V103H201ZM205 102V103H204ZM215 102V103H214ZM248 102V103H247ZM257 102V103H256ZM258 102L260 103V107L259 106H257V104H258ZM13 103V104H12ZM26 103V104H25ZM112 103V104H111ZM126 103V104H125ZM146 103H148V105L145 107V104ZM155 103V104H154ZM162 103V104H161ZM171 103V104H170ZM193 105H192V104ZM241 103V104H240ZM253 103H255L254 105H252ZM27 104H31L32 106L34 105V108H31V109H29V110H27V109H22L21 110V108H23V106H25V105H27ZM137 104V105H136ZM179 106H178V105ZM207 104V105H206ZM219 104V105H218ZM224 104V105H223ZM229 104V105H228ZM240 104V105H239ZM252 106H250V105ZM18 105V106H17ZM150 105V106H149ZM160 105H162V106H160ZM173 105V106H172ZM185 105L187 106L186 108H185ZM192 105V106H191ZM210 105V106H209ZM227 105V106H226ZM235 105V104H234ZM4 106V107H3ZM6 106V107H5ZM31 106V107H32ZM149 106V107H148ZM182 106H184L183 108H182ZM189 106H190V108H189ZM197 106V107H196ZM198 106H199V108H198ZM206 107V109L205 108H203V107ZM212 106V107H211ZM222 106V107H221ZM230 106V107H229ZM245 108H244V107ZM255 106H257V107H255ZM127 107V108H126ZM173 107V108H172ZM179 107H180V109H179ZM194 107H195V109H197V110H195L194 109ZM221 107V109H219ZM226 107V108H225ZM234 107V108H233ZM246 107H247V109H246ZM16 110H15V109ZM102 108V109H103ZM146 108H147V110H146ZM149 108V109H148ZM150 108H151V110H150ZM185 108V109H184ZM190 110H189V109ZM215 110V108L217 109V110H219V111H216L215 112V116L213 115V113H214V111L212 110ZM244 108V109H243ZM255 108H258V109H260V110H262V112L260 113V112H258L257 111V109H255ZM5 109H9V110H6L5 111ZM125 109H130V111L129 110H125ZM132 109H135V110H132ZM153 109H154V111H153ZM160 109V110H159ZM170 109H171V111H170ZM200 111H199V110ZM232 109V110H231ZM243 109V110H242ZM250 109V110H249ZM3 110V111H2ZM12 110V111H11ZM21 110V111H20ZM25 110V111H24ZM131 110H132V112H131ZM150 110V111H149ZM174 110V111H173ZM177 110V111H176ZM192 110H194V111H192ZM204 110V111H203ZM211 112H210V111ZM222 110V111H221ZM244 110L246 111V112H244ZM254 110V111H253ZM259 110V111H260ZM9 111V112H8ZM19 111V112H18ZM127 111H129V112H127ZM185 111H187L188 112V114H187V112H185ZM191 111V112H190ZM209 111V112H208ZM213 111V112H212ZM232 111V112H231ZM240 111V112H239ZM250 111V112H249ZM1 112H0V114H1ZM21 112H25L24 114L23 113H21ZM131 112V113H130ZM148 112V113H147ZM194 112H195V114H194ZM249 112V113H248ZM10 113V114H9ZM27 113H29V114H27ZM107 113H108V115H107ZM138 114V116H137V114ZM141 115H140V114ZM197 113V114H196ZM212 113V114H211ZM227 113V114H226ZM236 113V114H235ZM243 113H247V114H250L249 116L248 115H246V119H245V116H244V114ZM257 113V114H256ZM130 114H131V116H130ZM150 114V115H149ZM155 114V115H154ZM209 114V115H208ZM220 114H221V116H220ZM233 114V115H232ZM241 114V117H239V115ZM253 114V115H252ZM262 114V115H261ZM18 115V116H17ZM122 115V116H121ZM125 115V116H124ZM140 115V116H139ZM178 115V116H177ZM199 115V116H198ZM207 115V116H206ZM217 115V116H216ZM235 115H237V116H235ZM256 115H258L257 117H258V119H257V117H256ZM261 115V116H260ZM24 116H25V118H24ZM33 116V117H32ZM115 116V117H114ZM120 116V117H119ZM137 116V117H136ZM152 116V117H151ZM165 116V117H164ZM167 116V117H166ZM190 116V117H189ZM194 116V117H193ZM208 116H210V117H208ZM211 116H212V120H209V119H211ZM233 116V117H232ZM254 117V118H256L258 121L256 122V119L254 120V118H253V120H251V118L250 117ZM17 117V118H16ZM27 117V118H26ZM129 117V118H128ZM139 117V120L137 119ZM240 118V120L238 119V118ZM248 117V118H247ZM262 117V118H261ZM13 118V119H12ZM146 118V119H145ZM195 118V119H194ZM197 118V119H196ZM202 118V119H201ZM206 118V119H205ZM218 118V120H215V119H217ZM237 118V119H236ZM261 118V119H260ZM32 119V120H31ZM134 119V120H133ZM163 119V120H162ZM165 119H168V121L167 120H165ZM190 119V120H189ZM243 119V121H241ZM247 119H250V120H247ZM18 120V122H16ZM31 120V121H30ZM103 120V121H104ZM112 120V121H111ZM128 120V121H127ZM137 120V121H136ZM179 120V121H178ZM182 120V121H181ZM204 120V121H203ZM221 120V121H220ZM229 121V123H227L228 121ZM234 120V121H233ZM239 120V121H238ZM247 120V121H246ZM10 121H11V123H10ZM20 121H23V124H21V123H19ZM109 121V122H108ZM139 121V122H138ZM152 121V122H151ZM173 121V122H172ZM181 121V122H180ZM187 121V122H186ZM196 121V124L194 125L193 123ZM214 121V122H213ZM217 121V122H216ZM231 121V122H230ZM236 121V122H235ZM251 121H255V122H251ZM32 122V123H31ZM105 122V121H104ZM117 124H116V123ZM123 122V123H122ZM125 122V123H124ZM134 122V123H133ZM202 124H201V123ZM203 122H204V124H205V126H204V124H203ZM216 122V123H215ZM240 122H241V124H240ZM244 122V123H243ZM259 122H260V124H259ZM263 122V123H262ZM6 123V124H7ZM132 124V127H131V125L130 124ZM176 123V124H175ZM186 123V124H185ZM198 123V124H197ZM214 123H215V125H217V124H219V125H217V126H215L214 125ZM2 124H4V125H6L5 124V119H3V122H2ZM18 124V125H17ZM125 124V125H124ZM133 124H135V127H134V125ZM139 126H138V125ZM188 124V125H187ZM190 124V125H189ZM214 126H213V125ZM228 124H230V125H228ZM239 126H238V125ZM245 124H246V126H245ZM14 125H13V129H12V127H11V129L12 130H14ZM22 125V126H21ZM28 125V126H27ZM128 125H130V126H128ZM143 125H145V127L143 126ZM161 125V126H160ZM164 125L167 127H164ZM169 125V126H168ZM175 125V126H174ZM192 125V126H191ZM194 125V126H193ZM208 125V126H207ZM232 125V126H231ZM2 126V125H1ZM8 126V125H7ZM172 126H173V128H172ZM182 126V127H181ZM201 126V127H200ZM219 126V127H218ZM255 126V127H254ZM259 126V127H258ZM26 127V128H25ZM112 127V128H113ZM122 127H120V129H119V127H115L116 129H119V130H121L122 129ZM139 127V128H138ZM161 127H162V129H161ZM186 127V128H185ZM215 127H216V132H215ZM226 127V128H225ZM261 127H262V129H261ZM10 128V127H9ZM52 128H53V126H52ZM112 128H110V130L112 129ZM175 128V129H174ZM179 128V129H178ZM196 128H198V129H196ZM217 128H219L218 130H217ZM225 128V129H224ZM227 128H229L230 129V131L228 132V129ZM233 128V129H232ZM240 128V129H239ZM114 129V128H113ZM223 129H224V131H223ZM231 129L233 130V132L231 131ZM246 129V130H245ZM27 130V131H26ZM123 130V129H122ZM121 130V131H122ZM127 130V129H126ZM125 130V131H126ZM142 132H141V131ZM150 130H152V131H150ZM158 130L160 131L159 133H158ZM179 130V131H178ZM185 130V131H184ZM201 130H203V131H201ZM205 130L208 132H206L205 133ZM209 130V131H208ZM212 130V131H211ZM243 130V131H242ZM52 131H54V130H52V129H50L49 130V133L50 134H52L51 132ZM116 131V130H115ZM173 131V132H172ZM239 131V132H238ZM125 135H126V133L124 132V131H122ZM121 132V133H122ZM139 132H140V134H139ZM146 132H148V133H146ZM175 132V133H174ZM185 132H186V134H185ZM195 132H196V134H195ZM200 132V133H199ZM210 132V133H209ZM227 132V133H226ZM238 132V133H237ZM257 132V133H256ZM260 132H262V133H260ZM12 133V132H11ZM23 133H24V135L25 136H28V137H24V135H23ZM25 133H27V134H25ZM170 133V134H169ZM188 133V134H187ZM228 133H231L230 134V136L228 137L227 135H228ZM232 133H233V135L234 136H232ZM21 134V133H20ZM147 135V137H146V135ZM151 134V135H150ZM159 134H161V135H159ZM165 134V135H164ZM179 135V137H178V135ZM184 134V135H183ZM189 134H191V135H189ZM210 134V135H209ZM214 136H213V135ZM222 134V135H221ZM225 134H227V135H225ZM246 134V135H245ZM257 134H259V135H257ZM143 135H145V136H143ZM150 135V136H149ZM163 135V136H162ZM173 135V136H172ZM210 137H209V136ZM216 135V136H215ZM241 135V136H240ZM242 135H245L244 137L242 136ZM22 136H23V138H24V140H21V138H22ZM190 136V137H189ZM195 136H197V137H195ZM198 136L200 137V138H198ZM222 136V137H221ZM232 136V137H231ZM239 136V137H238ZM253 136H255V137H258V140L255 138V137H253ZM16 137H17V139H16ZM19 137V138H18ZM38 137V136H37ZM140 137H142V139L140 138ZM152 137V138H151ZM163 137V138H162ZM171 137H172V139H171ZM192 137V138H191ZM201 137H203V138H205L204 140H203V138L201 139ZM216 137V138H215ZM226 137V138H225ZM230 137H231V139H230ZM233 137H235V140H233ZM240 137H242V138H240ZM260 137H262V138H260ZM26 138H28L29 139V141H28V139H26ZM130 138V137H129ZM128 138V139H129ZM140 138V139H139ZM144 138H146V139H144ZM161 138V139H160ZM169 138V139H168ZM177 138V139H176ZM185 138V139H184ZM223 140H222V139ZM230 139V141L232 140V142L231 143H229L230 141H229V139ZM239 138V139H238ZM12 139H13V136H12ZM19 139V140H18ZM155 139V140H154ZM166 139H167V141H166ZM216 139V140H215ZM227 139V140H226ZM244 139V140H243ZM254 139H256L255 141H254ZM261 139V140H260ZM263 139V140H262ZM140 140V141H139ZM142 140V141H141ZM147 140V141H146ZM165 140V141H164ZM189 140V141H188ZM199 140V141H198ZM200 140L202 141V144H200ZM222 140V141H221ZM18 141V142H17ZM23 141V142H22ZM28 141V142H27ZM33 140H31L30 142H29V144L30 145H32V142ZM145 141V142H144ZM156 141V143H154ZM160 141H164L163 143L162 142H160ZM172 141V142H171ZM179 141V142H178ZM184 141V142H183ZM206 141V142H205ZM214 141H216V142H214ZM224 141V142H223ZM235 141H236V143H235ZM240 141V142H239ZM241 141H242V143H241ZM248 141V142H247ZM260 141V142H259ZM11 142V141H10ZM21 142V143H20ZM150 142V143H149ZM151 142H153V143H151ZM189 142V143H188ZM203 142H205V143H203ZM234 142V143H233ZM247 142V143H246ZM263 142V143H262ZM129 143H130V141H129ZM145 143V144H144ZM180 145H179V144ZM212 143V144H211ZM214 143V144H213ZM261 145H260V144ZM11 144V143H10ZM25 144H23L24 145V147L22 148L24 151H25V155H26V157H29V156H27V155H31L30 157H33L34 156V150L35 149H32L33 147L32 146H30L29 144H26V145H29L30 147H32L31 149H30V147L29 146H26ZM159 144H161V145H159ZM165 144H166V146H165ZM172 146H171V145ZM193 146H191V145ZM194 144V145H193ZM205 144H207L206 146H208L209 148V151H208V149L206 150V152L204 151V148H203V146L205 145ZM228 144V145H227ZM232 144H236V146L237 147H235V145H233L232 146ZM238 144V145H237ZM254 144V145H253ZM259 144V145H258ZM13 145H11V147L13 146ZM22 145V144H21ZM62 145V144H61ZM149 145V146H148ZM196 145V146H195ZM223 145V146H222ZM225 145H227V146H225ZM248 145V146H247ZM252 145V146H251ZM26 146V147H25ZM153 146V147H152ZM177 146V147H176ZM181 146V147H180ZM189 146V147H188ZM222 146V147H221ZM257 146V147H256ZM166 147V148H165ZM174 147H176V148H174ZM196 147H198L199 148V150H198V148H197V150H196ZM215 147V148H214ZM220 147H221V150L220 151H218L219 149H220ZM225 147H227V149L229 148V151H225L224 150V148ZM232 147H234V148H232ZM238 147H240V148H238ZM244 147L246 148V150L244 149ZM13 148V147H12ZM12 148H11V150H12ZM26 150H25V149ZM35 148V147H34ZM149 148V149H150ZM154 148V149H153ZM171 148V149H170ZM188 148V149H187ZM193 148V149H192ZM212 148L214 149V150H212ZM232 148V149H231ZM243 148V149H242ZM250 148V149H249ZM260 148H262V149H260ZM28 149H30V150H28ZM190 149V150H189ZM231 149V150H230ZM234 149V150H233ZM23 150H21V151H23ZM188 150V151H187ZM210 150H211V152H210ZM224 150V151H223ZM233 150V151H232ZM249 150V151H248ZM258 150H260V151H262V153L261 152H259ZM36 151V150H35ZM151 151L149 152V150H147V152L148 153H146L149 157H147V160L148 161H150L149 159H152V160H154L157 156L155 155V158L154 157H152V156H154V155H151L152 153H151ZM160 151V150H159ZM175 151V152H174ZM216 151H218V152H216ZM236 151V152H235ZM242 151V152H241ZM59 152V151H58ZM57 152V153H58ZM175 154H174V153ZM190 152V154H188V153ZM209 152V153H208ZM238 152V153H237ZM259 153V154H256V153ZM11 153H12V155H11ZM21 153V152H20ZM23 153V152H22ZM60 153H62V152H59V154H57V156H56V153L55 152H53V156H52V153L50 154V156L52 157V159H50L51 161H54L53 162V165H54V163H55V160H56V158L58 159V157H60L58 160H61V159H66L67 157H66V155H68L67 153H63V154H60ZM170 153V154H169ZM176 153H180L179 154V157L180 158H177V154ZM205 153V154H204ZM219 153V154H218ZM223 153V154H222ZM227 155H226V154ZM229 153H235V155H236V157H235V155H231V154H229ZM243 153V154H242ZM245 153V154H244ZM256 155H255V154ZM24 154H21L22 156H24ZM185 154H187L186 156H185ZM203 155V156H201V155ZM238 154V155H237ZM251 154V155H250ZM18 155H20V154H15V156H18ZM33 155V156H32ZM58 155H60V156H58ZM146 155V156H147ZM223 155H224V158H223ZM250 155V156H249ZM166 158V160H165V158ZM170 156V157H169ZM182 156V157H181ZM191 156V157H190ZM200 156V158H198ZM210 156H211V154H210ZM215 156V155H214ZM227 156V157H226ZM234 156V157H233ZM242 156V157H241ZM10 157L12 158L13 157V152H10ZM50 157V158H51ZM152 157V158H151ZM216 157V156H215ZM256 157V158H255ZM261 157V158H260ZM149 158V159H148ZM188 158V159H187ZM194 158V159H193ZM216 158V159H217ZM233 158V159H232ZM250 158V159H249ZM252 158H254V159H252ZM55 159V160H54ZM64 159V160H65ZM157 159V158H156ZM179 159V160H178ZM204 159V160H203ZM230 159H232V160H230ZM64 160H63V162H64ZM70 160H71V158H70ZM194 160V161H193ZM196 160V161H195ZM228 160H230V161H228ZM234 160V161H233ZM236 160V161H235ZM245 160H246V162H245ZM257 160V161H256ZM261 160V161H260ZM166 161V162H165ZM205 161H204V163H205ZM256 161V162H255ZM62 162V163H63ZM207 162H209V161H207ZM221 162H220V165H221ZM233 162H234V164H233ZM250 162V163H249ZM258 162H260V163H258ZM70 163V164H69ZM69 163H67V164H65V165H63V164H61L58 168L56 167V171H52L53 169V167H51V172H52V174L54 175V178H56V177H61L60 178V180L62 181V182H67L66 181V179L65 178H62V177H64V173H66V172H69L70 170H71V168L73 167V165H71L72 163L71 162H69ZM191 163V164H190ZM210 163V162H209ZM230 163H231V166H230ZM256 163H258V164H256ZM69 164V165H68ZM166 164V165H165ZM216 164V163H215ZM241 164V165H240ZM242 164H244V165H242ZM250 164V165H249ZM256 164V165H255ZM55 165H57V164H55ZM203 165V164H202ZM219 165V164H218ZM228 165V166H227ZM239 165V166H238ZM183 165L181 166V167H178V171L182 168V169H184L185 167H184ZM216 166V168H214ZM238 166V167H237ZM67 167V168H66ZM184 167V168H183ZM210 167H212V168H210ZM219 167V166H218ZM228 167V168H227ZM200 168V169H199ZM220 168V167H219ZM252 168H253V170H252ZM69 169V170H68ZM175 169V168H174ZM181 169V170H182ZM211 169V170H210ZM238 169V170H237ZM239 169H241V170H239ZM250 169V170H249ZM255 169H256V171H255ZM68 170V171H67ZM164 170V171H163ZM207 170V171H206ZM213 170V171H212ZM247 170V171H246ZM64 171V172H63ZM158 171L160 172V169L158 168ZM177 171V170H176ZM195 173H194V172ZM209 171H210V173H209ZM244 171H245V173H244ZM251 171H252V173H251ZM254 171H255V173H254ZM187 172V171H186ZM250 172V173H249ZM231 173V174H230ZM58 174V175H57ZM180 174V173H179ZM178 174V175H179ZM219 174H221V173H219ZM238 174V175H237ZM177 175V176H178ZM247 175V176H246ZM252 175V176H251ZM257 175V176H256ZM185 176H186V178H187V174L186 175H184V179H185ZM255 176V177H254ZM33 177V178H32ZM180 177V176H179ZM242 177H244V178H242ZM250 177H252V179L250 178ZM171 178H173L175 181L177 180V178H176V176H172ZM246 178V179H245ZM248 178V179H247ZM254 178V179H253ZM34 179H37V175H34L33 173L31 174V175H29L27 178H25V185L27 186V188H26V190L28 191H26L27 192V194L25 195V205H27V203H28V205L29 206H27V209L28 210H26V216H25V223H26V228H25V233H27V235H31L32 233H35V231H36V228L34 227V219L35 218H37V219H39L40 218V221H41V223H42V227H41V230H40V233H41V235H43V236H41V237H43V238H40V241L42 242V244H41V242H40V244H38L37 245V247L40 245L41 247H43V245H44V249L42 248V250H41V248H38V249H40V250H38L37 248H36V251H34V253H36L35 255H37V257H38V263L39 264H55L57 261H55L56 260V258L55 257H57V256H55V255H52L53 254V252H52V249L50 248V246L52 245V243H54L55 241H54V239H55V236L57 235V233H58V228H59V219L57 218V216H56V213L54 212V210H53V206H54V201L55 200H57V198L58 197H56V195L55 194H53V192H56V194H57V191H56V188H54L56 185L54 184V182L53 183H51L50 184V192L49 191H41V190H39L38 189V186H37V184H36V181L34 180ZM210 179H212L211 181L212 182H210V183H212L211 185H213V186H211L210 188H208V189H211L210 191H213L215 188H218V186L216 185L217 183H216V178L214 177H211ZM222 179V178H221ZM255 179H256V181H255ZM205 180H206V178H205ZM260 180V181H259ZM60 181V182H61ZM183 179H182V183H181V181H176V182H178V186H180L181 188H183L184 186L186 187L187 185V183H186V181H187V179H185V181H184V183H183ZM187 181V182H188ZM222 181H225V180H223L222 179ZM247 181V182H246ZM251 181H253V184L251 183ZM35 182V183H34ZM188 182V183H189ZM201 182H202V184H201ZM213 182H214V184H213ZM244 182V183H243ZM246 182V183H245ZM256 182V183H255ZM262 182V183H261ZM30 183V184H29ZM36 184L35 186H37L36 187V189L37 190H35V186H34V184ZM186 183V184H185ZM199 183V185H202V186H204L205 185V183L206 182H204V181H199L198 182ZM204 183V184H203ZM234 183V184H233ZM251 186V184H252V188L254 189L253 191H248L247 189H249V190H251L252 188H250V186H248V184ZM251 183V184H250ZM31 184H32V186H31ZM53 184V185H52ZM237 186H236V185ZM239 184V185H238ZM247 184V188L245 189V185ZM233 185V186H232ZM29 186V187H28ZM54 186V187H53ZM242 186H244V188H243V190H246V193L245 192H243V190L241 189L242 188ZM260 186H262V188H260ZM215 187V188H214ZM235 187V188H234ZM241 187V188H240ZM257 187H259V188H257ZM31 189V190H28V189ZM54 190H53V189ZM233 188V189H232ZM33 189V190H32ZM242 191H241V190ZM262 189V190H261ZM233 190H235V191H233ZM239 190V191H238ZM238 191V192H237ZM248 191V192H247ZM255 191V192H254ZM30 192V193H29ZM37 192H38V194H37ZM42 192V193H41ZM241 192V193H240ZM259 192V193H258ZM34 193V194H33ZM52 193V194H51ZM238 193V194H237ZM243 193H245V194H243ZM46 194V195H45ZM49 194V195H48ZM51 194V195H50ZM229 194H230V196H232V197H230L229 196ZM30 195V196H29ZM35 195H36V197H37V195H41V197H43L42 195H44V196H48V197H45L44 199H46V200H43V201H45V202H43L44 204H45V206L46 205H49L50 203V205H49V207H50V211L49 210H45L44 212H42V214L41 215H39V212H41V211H39V210H36V209H38L37 208V206L38 207H45L44 205H43V203L42 204H40L39 202H37V203H35V201H33V197H35ZM226 195V196H225ZM35 197V198H36ZM29 198V199H28ZM229 198V199H228ZM31 199H32V201H31ZM55 199V200H54ZM91 199V198H90ZM93 199V198H92ZM253 199V198H252ZM256 199H254V202H255V200ZM42 201V200H41ZM92 201V200H91ZM93 201H94V199H93ZM225 202V203H224ZM252 202V201H251ZM255 202V203H256ZM46 203H48V204H46ZM91 203H93V202H91ZM91 203H90V205H91ZM248 203V202H247ZM247 203H246V205H247ZM250 203V202H249ZM31 204V205H30ZM94 204H96V202L94 201ZM257 204V203H256ZM51 205H53V206H51ZM93 205V204H92ZM97 205V204H96ZM228 205V204H227ZM252 205H253V203H252ZM252 205H248L249 207H251ZM95 206V205H94ZM93 206V207H94ZM247 206V207H248ZM253 206H255V205H253ZM228 207L229 206H225V208H227L228 209ZM248 207V208H249ZM36 208V209H35ZM52 208V209H51ZM242 208H244V207H242ZM246 208V207H245ZM244 208V210L246 211L247 209H245ZM224 209V208H223ZM239 209V208H238ZM237 209V210H238ZM33 210V211H32ZM237 210L235 211V214H236V212H237ZM241 210H242V212H241ZM240 211H239V213H237L236 215L240 218L239 220L240 221H242L243 220V223H245V222H247L248 220H250V219H247V215H248V213L247 212H249L248 210L246 211V212H244V210L243 209H241ZM38 211V212H37ZM92 212V211H91ZM53 213V214H52ZM93 213V212H92ZM246 213V214H245ZM43 214L45 215V216H43ZM239 214V215H238ZM37 215V216H36ZM53 215V216H52ZM33 216V217H32ZM36 216V217H35ZM52 216V217H51ZM244 216V217H243ZM245 216H246V219L247 220H245ZM42 217V218H41ZM43 217L45 218V219H43ZM31 218V219H30ZM47 218H50V219H48V221H47ZM57 218V219H56ZM28 219V220H27ZM52 219V220H51ZM55 219V220H54ZM44 222H45V224H44ZM30 223V225H28V224ZM47 223H49L48 224V226L46 225ZM240 223H242V222H240ZM242 223V224H243ZM44 224V225H43ZM27 225L29 226V227H31V228H29L28 229V227H27ZM56 225V226H55ZM58 225V226H57ZM50 226V227H49ZM53 229H52V228ZM45 228V229H44ZM47 228V229H46ZM57 230H56V229ZM45 231H43V230ZM50 229V230H49ZM34 230V231H33ZM53 231V233H51V232ZM45 233V234H44ZM33 235V234H32ZM35 235H33V237H34ZM46 236V237H45ZM50 236V237H49ZM45 237V238H44ZM53 237V238H52ZM53 240H52V239ZM48 239V240H47ZM52 240V241H51ZM33 242V241H32ZM38 242V243H39ZM44 242H45V244H44ZM36 243V242H35ZM49 243V244H48ZM85 245H87V242H85ZM48 246V251L46 250V247ZM57 246V245H56ZM59 247H57V248H55V246H54V251H59V250H57ZM61 248V247H60ZM38 250V251H37ZM39 252V253H38ZM40 252H41V254H40ZM42 252H43V254H42ZM46 252H48V253H46ZM40 254V255H39ZM46 256V257H45ZM98 256V255H97ZM97 256H96V258H97ZM54 258V259H53ZM40 259V260H39ZM51 260V261H50ZM57 260H58V258H57ZM42 261V262H41ZM54 261H55V263H54ZM37 262V261H36Z\"/></svg>", "mask_w": 264, "mask_h": 264}]
</instances>
